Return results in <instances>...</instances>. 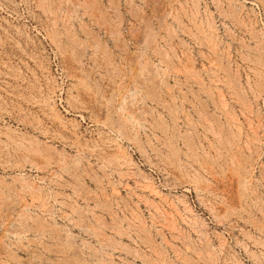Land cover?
Returning a JSON list of instances; mask_svg holds the SVG:
<instances>
[{"label": "rangeland", "instance_id": "374dc122", "mask_svg": "<svg viewBox=\"0 0 264 264\" xmlns=\"http://www.w3.org/2000/svg\"><path fill=\"white\" fill-rule=\"evenodd\" d=\"M0 264H264V0H0Z\"/></svg>", "mask_w": 264, "mask_h": 264}]
</instances>
